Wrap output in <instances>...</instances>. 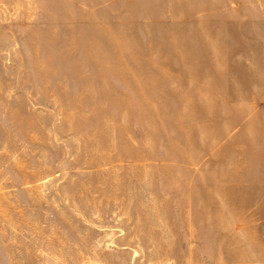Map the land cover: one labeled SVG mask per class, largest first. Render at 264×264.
I'll use <instances>...</instances> for the list:
<instances>
[{"label": "rangeland", "instance_id": "rangeland-1", "mask_svg": "<svg viewBox=\"0 0 264 264\" xmlns=\"http://www.w3.org/2000/svg\"><path fill=\"white\" fill-rule=\"evenodd\" d=\"M0 264H264V0H0Z\"/></svg>", "mask_w": 264, "mask_h": 264}, {"label": "crops", "instance_id": "crops-1", "mask_svg": "<svg viewBox=\"0 0 264 264\" xmlns=\"http://www.w3.org/2000/svg\"><path fill=\"white\" fill-rule=\"evenodd\" d=\"M205 163H208V161H206ZM137 166H136L137 169L138 168L141 170L143 169V172L145 174L144 178H146L147 181L151 180L149 182V186L152 191L158 193V195H156L157 198L164 201L165 200L177 201V204L178 202L185 200V199L181 200L179 196L185 198L186 189H187V195L190 193V188L192 187V185L194 186L195 180L198 179L200 176L199 169L203 168L202 163L195 164L192 163L191 161L173 163V161H169V160H164L160 162L154 161L151 163H137ZM175 172H180V173L189 172L192 175L187 176L185 178L175 177ZM176 179H178V181L174 183ZM174 184L183 187L182 189H185V193L181 194L180 191H178L177 193L174 190ZM152 191H150L151 197L154 198V194ZM196 208L197 207L192 206L191 201H187V203L181 205L179 204L178 207L175 208L176 211L174 212V214L178 216L192 217L195 215V211L198 212L202 211L199 212L201 215L212 217V216L226 215V214L234 215L235 213L234 211H231L230 207H224V208L213 207V208L205 209L206 211L205 210L203 211L202 208L200 209H196ZM159 212H161V210H159ZM253 213L260 214L255 212V209H250L248 212H246L247 215L248 214L251 215ZM161 214L165 215L164 213ZM189 222H191L190 218H189ZM175 231L176 230L173 227H169L168 225L163 226L160 229V240L165 243L173 241L176 236ZM145 235L146 236H144L143 238H148V239H142V240L150 241V242L155 241V239L152 238L153 236L155 237L156 235L155 233H153V229L149 230V232H147ZM119 238H122V240L125 239L123 235H119ZM135 243H134L135 247L142 246L141 242H135ZM166 245L169 246L170 244H166Z\"/></svg>", "mask_w": 264, "mask_h": 264}]
</instances>
